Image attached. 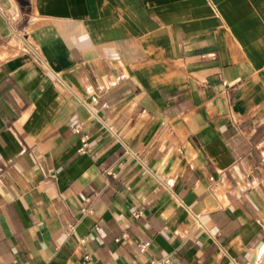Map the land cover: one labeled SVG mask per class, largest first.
I'll list each match as a JSON object with an SVG mask.
<instances>
[{
	"label": "crops",
	"instance_id": "crops-1",
	"mask_svg": "<svg viewBox=\"0 0 264 264\" xmlns=\"http://www.w3.org/2000/svg\"><path fill=\"white\" fill-rule=\"evenodd\" d=\"M164 258L264 264V0H0V264Z\"/></svg>",
	"mask_w": 264,
	"mask_h": 264
},
{
	"label": "built area",
	"instance_id": "built-area-1",
	"mask_svg": "<svg viewBox=\"0 0 264 264\" xmlns=\"http://www.w3.org/2000/svg\"><path fill=\"white\" fill-rule=\"evenodd\" d=\"M75 132L78 133L79 132V129L76 128L75 129ZM86 141L84 139L81 140V147L80 149L78 150V153L80 154H84L86 153ZM140 212H136L134 213V217L137 218L140 216ZM149 243H141L138 245V249H139V252H143L147 247H148ZM150 264H170V260L168 258H164V259H161V260H155V261H152Z\"/></svg>",
	"mask_w": 264,
	"mask_h": 264
}]
</instances>
